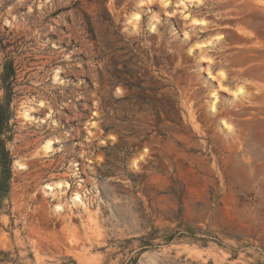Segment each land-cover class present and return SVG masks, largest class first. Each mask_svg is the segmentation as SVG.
I'll use <instances>...</instances> for the list:
<instances>
[{"label": "rangeland", "instance_id": "374dc122", "mask_svg": "<svg viewBox=\"0 0 264 264\" xmlns=\"http://www.w3.org/2000/svg\"><path fill=\"white\" fill-rule=\"evenodd\" d=\"M200 1L0 0V264H264V0Z\"/></svg>", "mask_w": 264, "mask_h": 264}, {"label": "trees", "instance_id": "16d2710c", "mask_svg": "<svg viewBox=\"0 0 264 264\" xmlns=\"http://www.w3.org/2000/svg\"><path fill=\"white\" fill-rule=\"evenodd\" d=\"M3 49L4 46L1 45ZM16 69L14 61L6 58L3 65H0V83L5 92L3 100L0 102V209H2V200L7 198L10 192V185L13 178L12 162L13 157L7 147V142L12 134V103L16 97L15 93ZM114 130L111 126L107 130ZM172 240V239H170ZM3 255V253H1ZM3 262V260H0Z\"/></svg>", "mask_w": 264, "mask_h": 264}, {"label": "bare ground", "instance_id": "6f19581e", "mask_svg": "<svg viewBox=\"0 0 264 264\" xmlns=\"http://www.w3.org/2000/svg\"><path fill=\"white\" fill-rule=\"evenodd\" d=\"M148 1H150V0H148ZM163 1H166V2H167V0H163ZM184 3H187V4H193V5H194V4H195V5H200V4H201V1H200V0H183L182 4H184ZM167 5H168V3H167ZM140 21H141V15H140V14H135V15L132 16L131 21L129 22V24L132 25L133 28L136 29V28H137V25L140 23ZM198 23L203 24L202 22H198V21H196V24H198ZM155 27H156V24H155V23H151V24H150V28H151L152 30H154ZM242 94H243V89H242V88H238L237 91L234 93V96L237 97V96H240V95H242ZM216 104H217V97H216V96H213V97H212V102H211V111H215ZM25 117H26V118H30V116H29L28 113H25ZM224 125H225V127H226L227 130H230V127H229L228 125H226L225 123H224ZM44 150H45L46 152H49V151L51 150V142H48V143L45 145ZM57 186H58V185H57ZM49 188H51V187H49ZM79 199H80V197L77 196L75 200L77 201V200H79Z\"/></svg>", "mask_w": 264, "mask_h": 264}]
</instances>
